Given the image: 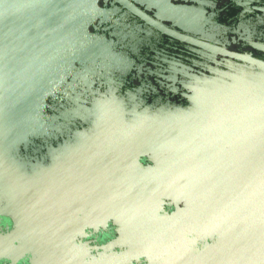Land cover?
<instances>
[{"label":"water","instance_id":"1","mask_svg":"<svg viewBox=\"0 0 264 264\" xmlns=\"http://www.w3.org/2000/svg\"><path fill=\"white\" fill-rule=\"evenodd\" d=\"M0 264H264V0H0Z\"/></svg>","mask_w":264,"mask_h":264}]
</instances>
